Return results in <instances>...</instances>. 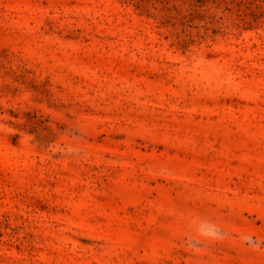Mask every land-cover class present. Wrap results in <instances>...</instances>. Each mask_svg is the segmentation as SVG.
<instances>
[{"label": "rangeland", "instance_id": "1", "mask_svg": "<svg viewBox=\"0 0 264 264\" xmlns=\"http://www.w3.org/2000/svg\"><path fill=\"white\" fill-rule=\"evenodd\" d=\"M0 264H264V0H0Z\"/></svg>", "mask_w": 264, "mask_h": 264}]
</instances>
